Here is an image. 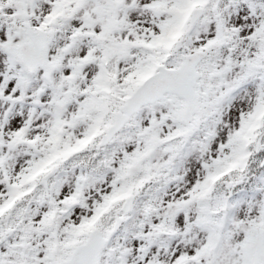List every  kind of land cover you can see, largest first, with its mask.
I'll return each mask as SVG.
<instances>
[{
    "label": "snow or ice",
    "instance_id": "1",
    "mask_svg": "<svg viewBox=\"0 0 264 264\" xmlns=\"http://www.w3.org/2000/svg\"><path fill=\"white\" fill-rule=\"evenodd\" d=\"M0 264H264V0H0Z\"/></svg>",
    "mask_w": 264,
    "mask_h": 264
}]
</instances>
